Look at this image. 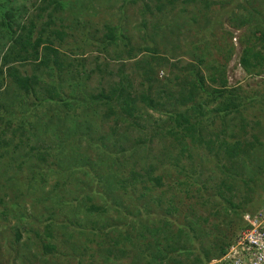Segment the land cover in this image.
<instances>
[{"label": "trees", "instance_id": "trees-1", "mask_svg": "<svg viewBox=\"0 0 264 264\" xmlns=\"http://www.w3.org/2000/svg\"><path fill=\"white\" fill-rule=\"evenodd\" d=\"M46 2L39 5L35 18L40 17L44 12L47 20L43 24L47 30L38 28L34 39L30 37L34 28L33 18H30L26 24H21L18 21L19 13L14 14L9 8L1 11L0 7V37L9 43L5 53L0 48V61L2 63L9 60V62H18V66L11 65L6 68V71L4 70L11 81L4 86V91L2 90L9 93L7 95L9 104L0 102V139L13 133L17 134L15 137H18L19 143L25 145L22 147V154L13 159H16L12 162L13 167L4 171L7 178L0 182V213L4 215L7 211L11 212L9 205H12L15 213L18 214L19 222L25 220L30 223L35 222L22 228L23 231L33 234L31 245L33 244L37 253V255L32 254L34 259L28 258L25 264H60L66 259L70 261L73 257L80 260L79 256L83 250L77 255L79 248L76 244L84 240L92 244L97 242L98 245L93 246L97 248L96 252H100L99 258L102 259L99 263L98 259L93 262L90 257L89 262L84 264H204L211 256L203 251V259H201L194 242H199L208 234L201 223L209 220V213L199 214L195 207H192L193 204L178 213L174 201L176 196H173L172 192H169L167 196L163 195L167 188L160 195L156 193L150 197L146 193L152 188L176 184L185 187L183 192L185 196L199 193V190L193 192L188 189L190 185L197 184V175L188 174L184 166L177 162H173L176 168L173 176H168V172L163 170L159 173L160 168H164L166 164L162 163L161 159H156L154 162L148 161L146 150L143 152L144 156H139L144 162L141 159L140 163H137V160L131 161L138 148L143 146L145 148L143 138L136 137L130 146L117 144V141L124 138V130L121 129L123 125L134 128L139 123V110L154 109L164 115L163 124L167 126H153V134L163 131L162 137L169 135L170 143L175 140L183 148L186 146L184 138L197 143L204 142L205 147L213 152L216 167L221 171L222 176L230 181L238 180L242 184H248L255 174L254 172L250 174L248 164L256 149L254 145L256 138L253 135V139L248 140L242 135L246 129V124L242 122L237 124L240 134L230 130L227 135L231 137V140L226 141L223 137L226 127L223 120L231 111H239L238 108L246 102L248 96L241 97L235 92L237 89H228L223 76L225 62L206 64L203 52L199 54L197 52L198 56L195 57L194 63L188 61L185 66L188 67H184L182 74H179L180 78L177 73H173L172 87L157 83L158 90L155 95H150L151 84L157 82L155 69L162 66L161 61L164 59L156 55L155 46L146 45L142 47L143 50L154 55L142 56L140 60L133 62L134 67L138 69V72L140 71L138 76L147 81L146 89L132 87L130 74L121 71L117 79L110 81L105 90L101 88L93 93L85 84L84 59L76 57V63H73L63 54V50L52 45L53 38L59 42L65 35L60 28L48 29V26L53 23L52 12L60 9L62 2L61 0H46ZM133 2L136 0H120L116 10L117 16L119 14L117 23L114 26H108L107 32L98 41L103 46L117 40L122 42L123 46H126L129 57L133 47L129 46V40L120 27L125 16V5ZM173 3L174 0H165L162 3L156 0L152 6L142 3L138 10L141 14L140 26L142 28L147 26L145 14L153 9L157 15L150 19L151 30L154 32L155 29H162V32H166L167 38L172 37L174 31L168 28V25L161 24V15L168 14V8L173 7ZM185 3H187L186 0ZM167 5L169 7H166ZM49 7H51L50 10L46 11ZM179 10L183 11L184 6ZM206 21L208 20L205 19V24ZM194 23L199 26V32L202 31L201 34L197 31L198 41L203 40L206 34L204 30H207V27L203 29L196 18ZM152 36L153 33L148 36L151 42ZM84 40L90 41L87 38ZM229 50L231 48L227 50V55ZM8 55L10 57H6ZM227 58L228 56H225L224 61H227ZM151 61L154 62V66ZM25 62L29 67L21 68ZM238 62L245 72L251 71L250 68L256 75L264 72V57L258 50L253 52L251 47L245 46L242 49ZM117 71L119 73L120 69L117 68ZM2 72L0 68V78H3ZM206 84L212 86L207 87ZM138 85L141 86V82ZM157 98H162L163 101ZM252 99L249 98L250 101ZM200 100L205 104L215 101V104L207 109ZM138 102L142 104L141 108H136ZM215 120L219 121L218 132H206V135L210 134L213 137L203 138L201 133L203 127L213 124ZM92 122H95V125ZM139 127L143 129V125ZM8 129L10 132L7 134L5 132ZM218 134L221 136L219 137ZM249 135L252 136L251 133ZM108 142H110L111 151L105 149ZM83 144H85L84 147H81ZM85 148H92L98 159L90 160L85 153ZM262 158L261 156L260 160ZM100 165L105 167H99ZM113 167L118 168L115 170ZM120 168H126L127 175L120 176L118 174ZM75 170L82 175L80 190L74 191L70 181L68 188L58 184L55 187L56 190L50 187L44 195L41 191L43 188L35 189L36 186L42 187L54 175L59 177L61 183L66 184L68 180L66 176ZM103 170L111 172L105 175L100 172ZM262 170L261 167L259 172L261 173ZM87 176L92 183H101L104 188L96 192L100 200L98 203L90 202L85 205L84 198L83 201H77L80 199L74 196V193L81 194L84 190L85 194L90 192ZM165 177L168 178L167 181H163ZM228 180H218L215 184L214 196L228 202L227 209H232L234 212L239 206L232 201L233 186ZM147 184L149 186L144 187ZM137 186L141 187L137 197L143 198L144 202L133 206V209H127L129 205L123 204L119 197H114L113 190L118 189L123 197L130 198ZM9 187L14 189L11 190L10 195L5 192V189ZM226 193H229L228 196ZM52 195L56 196V202L62 205L60 210H53L52 205L39 200L40 197L47 198ZM206 195H204L205 198ZM17 196L21 201L28 197L31 214L35 215L34 219L30 216L31 214L19 213L18 207L21 201L17 199ZM162 199L165 201L162 209L164 213L151 211L161 208L159 203ZM221 204L210 209L211 215L217 218L215 213L217 207L224 209ZM79 206H82L86 216L92 218L89 221L92 224L90 227L86 225L87 223H79L81 220L77 218V215L82 214ZM108 210L114 211V221H96V217H101ZM177 214L183 215L179 221L176 220ZM172 224L175 226H171ZM216 226L213 225V227ZM245 226L247 222L244 220L239 228L242 229ZM62 232L67 234V238L65 236L61 239L58 236ZM13 234L14 240H17L20 236L18 227H13ZM230 241L231 239L218 247L219 252L216 253L218 256Z\"/></svg>", "mask_w": 264, "mask_h": 264}, {"label": "rangeland", "instance_id": "rangeland-1", "mask_svg": "<svg viewBox=\"0 0 264 264\" xmlns=\"http://www.w3.org/2000/svg\"><path fill=\"white\" fill-rule=\"evenodd\" d=\"M155 1L156 0H136V2L127 3L125 5V16L122 19L120 28L122 31L124 30L123 33L129 40V46L133 47L130 57L127 55L126 46H123L122 42L118 40L114 43H107L104 46L98 42L99 38L107 32V27L114 26L117 23L119 14L117 16L116 10L120 0H61L62 7L52 12L53 23L48 26V29L60 28L65 32L61 41L58 42L56 38H53L52 45L63 50V54L71 59V62L76 63V57H78V59H81L80 57L84 59L83 69L84 75H86V79L84 78L85 84L93 93L101 88L105 90L110 81L117 79L121 71L130 74L132 87L137 86L146 89L147 81L138 76L140 71L138 72V69L134 67L133 63L136 60H140L142 56L149 57L154 55L143 50L142 47L145 45L149 47L155 46L157 48L156 55L164 59L161 61L162 66L155 69V79L157 82L151 84L149 89L150 95H155L156 90H158L157 83L167 84L169 87H172L171 84L174 82L172 77L174 75L173 73H177L178 75L182 74V69L186 66L188 61L192 63L195 62V57L198 56L197 52L198 54L202 52L205 54L206 64L225 62L223 68V76L226 81L225 86L230 90L237 89L235 92L241 97H248H246V102L241 104L238 108L239 111H231L223 120L226 124V127L224 126L225 134L223 137L226 141H230L231 137L227 135L230 130L234 131L235 134H240L237 124L242 122V124H246L245 132L242 135L248 140H252L253 135L256 138L254 140L256 149L253 151V157L248 164L250 174L253 172L255 174L248 181V184H242L241 181L238 180H235L236 182L230 181L222 176L221 171L216 167V160L213 152L205 147L204 142L197 143L195 141H189L188 138H184L186 146L183 148L180 144H177L175 140H172L170 143L171 137L169 135L162 137L163 131L156 135L153 134V126H167L163 124L164 115L154 111V109L146 108L144 111L139 110V123L137 122L138 124H136L134 128L123 125L121 129L124 130V138L117 141L118 143L116 142L123 146H130L136 137L143 138L145 141V148L144 146L143 148H138L131 161L137 160V163H140L141 159V161L144 162L139 156H144L143 152L146 150L148 161L154 162L156 159H161L162 163L166 164L164 168H160L159 173L163 170L168 172V176H173L176 169L175 166H173V162H177L184 166L183 168L188 174L197 175V184L190 185L188 189L189 191L193 190V192L194 190H199V193L185 196L183 194L185 187L177 184L172 186L162 185L152 188L153 190H147L146 193L150 197L152 194L156 193L160 195L167 188L163 195L167 196L169 192H172L173 196H176L174 201L178 213L183 212L188 205L192 204V207H195V210H197L199 214L205 215L209 213V220L205 223H201L208 234L203 236L199 242L195 241L194 245L197 247V252L201 256V259H203V251L207 252L211 256L209 259H211L218 256L216 254L219 252L217 251L218 247L227 240L232 239L237 231H239V227H241L244 222V215L255 212L264 204V72L263 74L256 75L252 68H250L251 71L245 72L238 62L240 53L245 46L251 47L253 52L258 50L264 57V0H192L191 2L186 0L187 3L185 4V0H174L173 7L170 6V8H168L169 13L166 15L163 13L161 15V24L168 25L167 27L174 31V35L172 37L169 36V38L166 37V32H162V29H155L154 32L151 30L150 19L152 16L157 15L156 11L153 9H150L151 14H145L147 26L145 28L140 26L141 14L138 12L140 5L145 3L147 6H152ZM164 1L165 0H160L161 3ZM46 3V0H0V7L1 11L9 8L14 14L19 13L20 19L18 21L21 24H26L30 18H33L34 28L32 29L33 31L30 37L34 39L38 28H43V30L46 28L47 30V27L43 24V22L47 20L45 13L42 12L40 17L35 18L39 5ZM50 6H52V4H50ZM182 6H184V10L180 11L179 9ZM166 7H169V5ZM50 8L51 7L46 11H49ZM195 18L203 29H205L204 27L206 26L208 30H204L206 34L203 40L200 41H198L197 38L202 31L199 32V26L194 23ZM205 19L208 20L206 24ZM174 24L179 26L175 25V27H173ZM203 24L205 25L203 26ZM197 31L199 34H197ZM151 32L153 33L152 42L148 37L152 35ZM86 38L90 41L84 40ZM8 44L9 43L5 41L3 37H0V48L2 52H6L5 49ZM230 48L231 50H229V54L227 55V50ZM225 56H228L227 61H224ZM6 57H10V55ZM9 61L4 63L0 61V68L3 71V78H0V102L5 104H9V99L7 97L9 93L3 92V89L4 86L8 85L11 81L5 74L6 68L11 65L18 66V62ZM151 63L153 65L154 62L151 61ZM26 66L29 67L25 62V65L21 66V68H26ZM117 68L120 69L119 73ZM204 71L207 73L206 69ZM180 76L181 75H179V78ZM139 82H141V86L138 85ZM206 85L207 87L212 86L211 84ZM216 85L217 82L215 83V86ZM10 89L13 90L11 87ZM250 97L253 98L251 101L249 100ZM157 99L163 101L162 98ZM200 102H202L203 106L207 109H210L215 104V101L207 102L206 104L202 100H200ZM141 105L142 104L138 102L136 108H141ZM92 123L95 125V122ZM13 125L15 126V124ZM13 125L11 127H13ZM142 125L143 129H140L139 126ZM218 126L219 121L215 120L213 124L205 126V128L203 127L201 131L203 138L208 136L213 137V135H206L205 133L209 131L218 132ZM9 132L10 130L8 129L5 133L8 134ZM250 133L252 136L249 135ZM16 135L17 134L14 135L12 133V135L3 136L2 140L0 139V156H3L0 157V163L4 164L6 160L4 165L0 164V182H3V179L7 178L4 171L6 172L7 169L13 167L12 162L16 160L13 159L22 154V147H25L24 144L22 145L19 143V140H17L18 137H15ZM218 136L220 137L221 135L218 134ZM31 141H29V143H32ZM84 145L85 144L81 147H84ZM109 145L110 142H108L107 147H105L106 151H111ZM85 153L88 154V157H90L92 161L98 159L96 152L93 151L92 148H85ZM251 153L252 151H250V155H252ZM102 155L104 157V153ZM261 156L263 157L262 160H260ZM99 167L105 166L100 165ZM261 167L263 170L260 173ZM113 168L116 170L118 167ZM100 172L108 175L111 171L103 170ZM68 174L70 175L66 176L68 178L66 184L61 183L58 179L59 177L54 175L52 178H49L42 187L36 186L35 189L43 188L40 190L44 195L48 188H55L58 184L68 188L69 181L74 191H77L76 189H82L81 173L75 170ZM118 174H120V176L127 175V169L120 168V173ZM54 179L58 181L57 184H55L56 181H54ZM86 179H88L90 183L88 185V190H90V192L85 194L84 190L81 194L74 193V196L80 199L77 201H83L84 198L85 205L90 202L98 203L100 200L96 192L102 191L104 188L101 183H92L89 176H87ZM167 179L168 178L165 177L163 181H167ZM220 179L228 180L233 186L231 191V195L233 196L232 201L239 206L234 212L232 209H227L229 205L228 202H224L214 196L215 184ZM147 186H149V184L144 187ZM140 188L141 187L138 188L137 186V188H135L136 191L130 198L123 197L120 190L114 189V197H119L118 199H122L123 204L129 205L127 209H133V206H138V204L140 205L144 202L143 198L137 197ZM56 189L57 188H55V190ZM11 190L14 189H10L9 187L5 189V192L10 195V193L12 194ZM205 194H207L206 198L204 196ZM228 194L229 193H226V196H228ZM87 196L91 199L87 198ZM67 198H69V196ZM17 199L20 200L18 196ZM56 199L57 197L54 195L47 198H39L41 202L52 205L53 207H51L53 210H60V206L62 205H59ZM28 202L29 200L27 197L19 203L21 204L18 207L20 214L22 212L29 215L31 214ZM220 204L224 209L217 207V211L215 212L217 214L216 218V216L211 215L212 211L210 209ZM164 205L165 201L162 199L159 203L161 208L158 210L155 208L156 210L151 211L163 214L164 212H162V209ZM9 207L11 212L7 211L4 215L0 213V264H25L28 258L34 259V257L31 256L32 254L37 255V253L33 244L31 245V240L34 237L33 234L23 231L22 228L28 227L35 222L30 223L27 220L19 222L18 214L15 213L12 205H9ZM79 209L82 211V206H79ZM81 213L82 214L77 215V218L81 220L79 223H87L86 225L90 227L92 224L89 221H91L90 219L92 218L86 216L83 211ZM177 215L178 217L176 220H181L183 215ZM30 216L32 218L35 217V215L32 214ZM96 219L98 222L105 220H107V222L114 221V211L108 210L101 217H96ZM213 225L217 226L213 227ZM171 226H175V224ZM13 227H18L20 230V236L17 240H14L15 235L13 234ZM67 228H69V226H67ZM87 229L89 228L87 227ZM56 231L58 233V227ZM58 236L61 239L65 236L67 238L65 232L58 234ZM76 245L79 248L77 255L83 250V253L79 256L81 259L77 260V257H73L70 261L66 259L65 262L60 264H80V262L84 264L89 262L91 258L93 262L96 259H98L99 263L102 261V259L99 258L100 252H96L97 248L93 246L98 245L97 242L92 244L84 240L83 242H77Z\"/></svg>", "mask_w": 264, "mask_h": 264}, {"label": "built area", "instance_id": "built-area-1", "mask_svg": "<svg viewBox=\"0 0 264 264\" xmlns=\"http://www.w3.org/2000/svg\"><path fill=\"white\" fill-rule=\"evenodd\" d=\"M243 218L247 226L237 231L219 256L204 264H264V204Z\"/></svg>", "mask_w": 264, "mask_h": 264}, {"label": "clouds", "instance_id": "clouds-1", "mask_svg": "<svg viewBox=\"0 0 264 264\" xmlns=\"http://www.w3.org/2000/svg\"><path fill=\"white\" fill-rule=\"evenodd\" d=\"M210 260V259H209Z\"/></svg>", "mask_w": 264, "mask_h": 264}]
</instances>
